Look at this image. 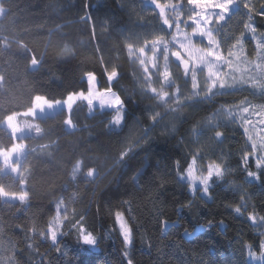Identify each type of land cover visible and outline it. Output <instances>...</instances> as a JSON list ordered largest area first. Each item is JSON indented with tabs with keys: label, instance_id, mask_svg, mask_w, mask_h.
<instances>
[{
	"label": "trees",
	"instance_id": "16d2710c",
	"mask_svg": "<svg viewBox=\"0 0 264 264\" xmlns=\"http://www.w3.org/2000/svg\"><path fill=\"white\" fill-rule=\"evenodd\" d=\"M253 3L259 8L260 0ZM0 4L5 8L0 18V75L4 76L0 82V148H9L14 142L3 127L6 115L27 110L36 94L60 100L69 92L86 91L85 72L96 73L100 87L106 88L105 69H116L121 78L118 83L113 81L114 90L126 101L125 122L116 130L110 125L112 112L90 115L85 102L73 107L71 119L76 127L72 131L63 123L66 111L37 120L41 135L34 131L24 141L26 161L18 175L0 172V186L6 191H29L25 204L16 200L8 205L0 197V264H9L13 246L18 264H41V256L30 253L25 245L33 243L39 253L50 251V241L39 232L46 231L61 198L69 212L65 223L86 214L82 223L100 244L99 250L85 253L77 247L73 232L61 238L69 256L51 252L47 259L53 264H122L123 244L114 224L117 211L124 213L133 229L135 264H200L201 259L260 264L251 260L244 244H251L259 256V241L264 238V187L257 183L244 193L229 188L230 184H245L240 162L246 137L237 126L225 124L220 129L223 142L216 143L209 139L214 133L203 130L202 125L224 107L246 100L261 102V98L245 89L204 103H197L194 97L185 100L182 97L191 91V83L185 84L183 72H174L172 87L161 83L158 74L151 75L149 85V74L129 55L127 47L131 44L134 49V40L140 41L141 47L149 36L150 30L143 26L150 19L142 13L140 0H1ZM243 13L230 20L227 37L245 31ZM88 16L91 19L86 21ZM255 23L264 32V19L257 16ZM5 37L8 49H4ZM21 43L31 51L25 53ZM248 48L253 56L255 48L251 44ZM33 54L37 59L43 57L39 72L28 70ZM150 87L168 96L163 101L150 99ZM153 113L160 121L154 127ZM197 132L203 134L197 136ZM125 151L128 155L121 161ZM193 153L205 168L210 160H217L230 170L216 189L214 202L205 205L200 199L192 200L183 208L181 227L161 238L160 219L176 221L178 209L190 199L187 189L177 183L175 161L184 167ZM77 160L82 161V176L74 181L71 171ZM89 168L98 174L95 183L85 179ZM248 168L256 171L252 163ZM138 173L137 184L133 177ZM21 174L26 178L23 188L18 180ZM248 193L252 194L248 207L237 216L228 205L240 204V196ZM253 212L255 223L247 219ZM206 220L212 221V227L197 232L191 241L183 237L184 227L191 231L190 225ZM220 220L223 226L217 223ZM26 237L34 238L26 241ZM204 253L211 256H202Z\"/></svg>",
	"mask_w": 264,
	"mask_h": 264
},
{
	"label": "snow or ice",
	"instance_id": "6c2138e0",
	"mask_svg": "<svg viewBox=\"0 0 264 264\" xmlns=\"http://www.w3.org/2000/svg\"><path fill=\"white\" fill-rule=\"evenodd\" d=\"M155 9H158V15L162 20V27L159 31L165 29L169 31L168 35L171 36V40H165L163 36H157L151 39L152 56V67L156 69L155 73H149V68L146 66L145 59H139V63L143 67V71L149 74L146 77L149 85L151 84V75L159 74L162 77L163 82L168 87H172L175 84L174 80L169 79L171 72L169 71V52L172 57L175 58L177 68H182L185 76V84L191 81L192 93L191 95L196 97L197 103H204L210 101L214 96H223L232 94L234 92L245 89V86L253 88L252 95H255V88L259 86V96L261 97V103L252 104L251 101H244L241 103V107L235 111H228L227 115L233 117V122L236 116L240 113H249L250 108L259 110L264 113V33L258 34V27L255 23L257 16L264 19V0H260L259 8L253 3V0H187V5L190 6L187 10V20H184L182 13L184 12V5L182 0H176L172 3L171 0L166 2H160V0H148ZM243 7L246 11L242 14L246 18V22L243 24L245 31L241 32L238 37H224L221 33L227 28L231 19L241 15L239 9ZM236 9L234 12L233 10ZM167 10H171V15L168 14ZM91 17H85V20H90ZM190 22V23H189ZM183 25V26H182ZM191 26V33L185 32L183 29ZM103 27V25H102ZM247 34L251 35V40L254 42L257 63L254 68L250 67L251 62L247 59V56L241 57L239 53L244 52L245 39ZM194 37H199L205 43L200 44L199 40H194ZM4 49L9 48L7 38H4ZM149 41L146 40V44ZM229 44L230 47L227 51L229 59H225L223 45ZM170 45L174 46L176 50H171ZM20 47L24 48L25 53H29L31 50L26 45L20 44ZM128 52L131 56L133 54V48L131 44H128ZM236 49L237 51H233ZM141 56L145 54V47L138 49ZM162 53L163 55V71L156 64L158 59L156 53ZM43 57L37 59L33 54L30 57V72H39L43 67ZM238 61L236 67L233 68V62ZM240 65H245L241 68ZM225 67L230 69L227 78L222 79V73ZM204 72L206 70L207 79L205 84L207 87L204 89L203 98L200 97L198 91L199 84L197 81V71ZM239 71L240 75L236 73ZM258 72V75L252 73ZM105 78L108 83L107 88H101L98 77L94 72L84 73V82L87 84V90L83 89L79 92H69L63 100H51L48 97L36 94L31 100L30 106L25 111H13L4 117V123L11 130L13 143L9 148H0V158H2L3 166L0 168V172L10 170L11 173H18L21 169L22 164L26 161V155L24 153L25 143L24 141L30 137L33 129L37 136L41 135V128L39 123L31 124L27 121L24 122L23 126H19L16 123L17 117H31L33 120L45 121L49 118L55 117L60 114L61 111H66L68 116L64 119L63 123L68 127L69 130H74L76 125L71 119L73 111V105L77 100H83L87 102L89 111L91 112L98 104L100 109H108L113 113V118L110 122L112 128H119L124 122L126 115V101L122 98L117 91L114 90L113 81L119 82L120 73L113 69L110 72L105 69ZM4 81V76L0 75V82ZM0 87L3 84L0 83ZM150 92L153 94L150 99L165 100L168 96L167 92L160 93L155 87H150ZM179 91V89H177ZM145 95L147 92L144 93ZM187 106V105H186ZM178 109H173L177 111ZM158 114L153 113L152 124L153 127L160 121L156 119ZM215 115V114H214ZM245 123H249V117H240ZM223 126L220 123L211 124L209 123L207 130L214 133L210 140H214L216 143L223 142L224 133L220 129ZM247 131V129H245ZM17 133H20L17 136ZM197 136L202 135V132L195 133ZM147 138V132L145 133ZM249 139H252L249 137ZM18 141V142H16ZM264 151V140L261 141L259 148L256 143L251 146V153L256 151ZM130 151V150H129ZM251 153L244 151L241 156V167L244 169L246 174V180L244 185L230 184L229 188L234 190H240L242 193L246 192L247 187L255 186L259 183L261 187H264V156H256L255 168L256 171L248 168V163L251 159ZM128 152H122L120 160L123 161ZM15 157V158H14ZM175 174L177 183L182 187L186 188L190 199L187 204H183L177 212V220L169 222L167 219H160V236L161 238H167L168 233L172 229L181 227L180 217L183 215V208L188 207L192 200L200 199L205 205L215 201V192L220 187V182L224 180L225 174L229 172V167L223 161L210 160L206 168L198 164V155L193 153L191 158L187 161L186 166L181 167L179 160L175 161ZM139 173L133 180L139 183ZM78 176H82V161L77 160L71 171L72 180H76ZM98 174L94 172L92 168H89L86 173L85 179L88 182L95 183ZM19 183L22 188L26 182V178L21 174L18 177ZM250 193L247 195L242 194L240 196V204L235 206L228 205L232 208V211L237 215H242L243 210L248 207V201L251 199ZM0 197L5 198L4 203L11 205V201L18 200L21 204H25L29 197V191L21 190L17 192H8L3 186H0ZM27 208L24 209L27 212ZM130 210V209H129ZM86 214H82L78 219L73 220L70 223L68 221L69 212L68 207L65 205V201L61 198L58 199L55 204V215L48 221L46 231L39 232V236L46 241H50L49 249L44 253H39L34 247L33 243H26V248L29 252H36L37 255L41 256V264H53V261L47 259L51 252H55L58 256L68 257L70 252L64 247V242L61 239L64 236L70 235L73 232L76 234V245L85 253L95 252L99 250L100 240L94 235L92 231L87 229L83 225ZM247 219L256 222L257 217L253 213L247 216ZM264 220V217H261ZM220 226L224 225V221L220 220L217 222ZM115 229H118L119 236L122 240L123 248L121 254L123 257L122 264H135L134 258L131 252L134 248V233L128 220L125 218L124 213L117 211L114 215ZM183 228V237L191 241L192 238L196 237L197 232L205 231L206 228L212 227V221L206 220L204 223L197 222L195 226ZM67 228L68 231H63ZM35 233V228L32 229ZM111 231V230H110ZM34 237H26L27 240H31ZM152 245L149 244V248ZM180 245L177 244V248ZM244 248L247 250L250 258L257 256V252L253 246L249 243L244 244ZM13 258L10 259L9 264H18V261L14 258L16 247H12ZM211 256V253L201 254ZM259 260L260 264H264V238L259 241ZM88 264H92L91 261ZM200 264H221L219 260H208L204 261L201 259Z\"/></svg>",
	"mask_w": 264,
	"mask_h": 264
},
{
	"label": "rangeland",
	"instance_id": "374dc122",
	"mask_svg": "<svg viewBox=\"0 0 264 264\" xmlns=\"http://www.w3.org/2000/svg\"><path fill=\"white\" fill-rule=\"evenodd\" d=\"M160 2L163 3V2H166V0H160ZM171 2L175 3L176 0H171ZM140 3L142 4V6L140 7V9L142 10V13L144 14L145 17L150 19L149 22H145L143 27H145L146 29H149L150 31H148L149 32L148 38H147V36H145V39H143V42H141L142 43L141 47H145L144 56H141L139 51H138V49L140 48V47H138L139 46L138 44L140 43V41H136V40H134V42L132 41L133 44L136 45V47H134V49H133V57L138 59V62H139V59H145L146 60V66L149 68V73H155L156 69L152 67V63H151L153 53L150 51V49H151L150 41H151V39H154L157 36H163V38L165 40H171V36L168 35V32L169 31L174 32L175 29L173 28L172 30L165 29L164 31H159L161 29V27H162V20L160 19L159 15H158V11L159 10L155 9V7L150 2H148V0H140ZM182 3L184 5V12L182 13V15L184 17V20H187V10H188V8L190 6L187 5V0H182ZM242 10H243V12L246 11L241 6V8L239 9V12L241 13ZM167 11H168V14L171 15V10H167ZM233 11L235 12L236 9H234ZM4 12H5V8L0 4V18L2 17V14ZM242 22L245 23L246 20H244ZM183 30L190 34L191 33V26H189L188 28H184ZM227 30H228L227 28H225L223 30V32L221 33L222 37L225 36ZM259 33H264V32H261V31L258 30V34ZM249 37H251V35L247 34L246 39L249 38ZM146 40L149 41L147 44H146ZM194 40H199L201 45H203L205 43L203 40H200L199 37H194ZM229 47H230L229 44H224L223 45L225 59H229V57L227 56V51H228ZM254 47H255V45H254ZM170 49L171 50H176V48L174 46H172V45H170ZM233 51H237V50L233 49ZM239 55L242 58L247 56V59L251 62L250 67L254 68L255 64L258 62L257 58H256V51L254 52V55L252 56L251 53L249 52V48H245L244 52L239 53ZM156 56L158 58L156 60V64L160 68V70L163 71V65H164L163 55H162V53L158 52V53H156ZM169 61H170V63H169V71L171 72V76L169 77V79L175 81V76H174L175 73L174 72H181L182 73L183 69L182 68H177L176 62H175V58L171 56L170 52H169ZM237 63H238V61L234 60L232 67L235 68ZM142 67H144V66H142ZM240 67L243 68V67H245V65H240ZM229 72H230V69L228 67H225L224 70H223L221 78L222 79L227 78ZM252 74L253 75H258L259 73L258 72H254ZM236 75L237 76L240 75L239 71L236 73ZM158 77H159L161 83L166 84L165 82H163L162 77H160L159 74H158ZM206 79H207L206 70L204 72H200L198 70L197 71V81H198V84H199L198 91L200 93V97L199 98H201V99L204 96V89L207 87V85L205 84V80ZM190 83H191V81H190ZM103 88H105V87H103ZM245 89L250 91L251 94H252V92H253V88L252 87H249V86L246 85ZM245 89H242V90H245ZM192 91H193V89H192V85H191V91L189 93H184L182 98L187 100V99H190L191 97H194V96L191 95ZM255 92H256V94L253 95V96L260 97L259 96V86L258 85L255 88ZM194 98H196V97H194ZM60 100H63V99H60ZM246 101H251L252 104L261 103V102L252 101V100H246ZM82 102H85L87 104L86 101L77 100L76 103L73 105V107L75 105H77V104L82 103ZM240 107H241V103H236L234 106H232L230 108L224 107V108L220 109L217 113H214L215 115L213 114V116H210L209 118H207L202 126H203V130H207V127H208L209 123H211V124L220 123L221 125L228 124V125H233L235 127L237 126L238 128L241 129L243 135H245V137H246V149L244 151L247 150V151H249L251 153L252 144L256 143L257 147L259 148V145H260L261 141L264 140V113H261L258 109L254 111L253 109L250 108L249 113H240L238 116H236V118L234 119V122H233V117L228 116L227 112L228 111H235V110L239 109ZM88 109H89V107H88ZM97 111H99L101 113H103L104 111L112 112L111 110H108V109H100L98 104H97V106L95 108H93V110L91 112L89 111V114L93 115ZM241 116L249 117L250 122L249 123H245L240 118ZM112 118H113V116H112ZM25 121H27L28 123H31L33 125L38 123L37 120H33L31 117H29V119H28V117H23V116L17 117L16 123L19 126H23ZM124 122H125V119H124ZM124 122L122 123V125L124 124ZM3 124H4L3 127L8 129L9 132L11 133V130L7 127L6 123L3 122ZM119 128H112V129L116 130V129H119ZM67 129H68V127H67ZM245 129H247V131H245ZM34 131L35 130L33 129L31 134ZM70 131H72V130H70ZM19 135H20V133H17V136H19ZM249 137H251L252 139H249ZM258 155L264 156V151H259L258 150V151L254 152V153H251V159H250L249 163H252L253 166H255L256 156H258ZM0 166L4 167L2 158H0ZM9 172H11V171L7 170V169L5 171H3V173H9ZM18 173H13V174L14 175H18ZM3 199H5V198H3ZM251 260H253L256 263L260 262L259 256L251 258Z\"/></svg>",
	"mask_w": 264,
	"mask_h": 264
},
{
	"label": "flooded vegetation",
	"instance_id": "af4514ba",
	"mask_svg": "<svg viewBox=\"0 0 264 264\" xmlns=\"http://www.w3.org/2000/svg\"><path fill=\"white\" fill-rule=\"evenodd\" d=\"M248 43L254 47V42H252L251 37L245 39V48H248V45H249ZM258 98H260V97H258Z\"/></svg>",
	"mask_w": 264,
	"mask_h": 264
}]
</instances>
